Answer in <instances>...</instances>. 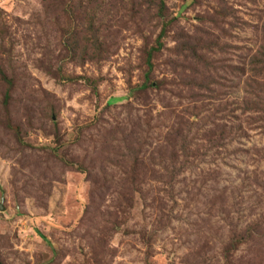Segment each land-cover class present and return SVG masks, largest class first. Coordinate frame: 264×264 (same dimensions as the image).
Here are the masks:
<instances>
[{
	"label": "rangeland",
	"instance_id": "374dc122",
	"mask_svg": "<svg viewBox=\"0 0 264 264\" xmlns=\"http://www.w3.org/2000/svg\"><path fill=\"white\" fill-rule=\"evenodd\" d=\"M163 1L165 19L151 0H0V264H264V223L222 255L264 219V129L219 154L206 139L244 94L264 0ZM199 76L217 93L192 103Z\"/></svg>",
	"mask_w": 264,
	"mask_h": 264
},
{
	"label": "trees",
	"instance_id": "16d2710c",
	"mask_svg": "<svg viewBox=\"0 0 264 264\" xmlns=\"http://www.w3.org/2000/svg\"><path fill=\"white\" fill-rule=\"evenodd\" d=\"M79 1L84 2L85 0ZM151 1V4L154 6L155 10L158 11L159 17L161 19H165V2L163 0ZM171 24L172 22L170 20L163 21V27L157 39L156 46L148 53L145 81L139 89L141 91H146L149 88L156 87L151 80V76L154 71L153 58L155 53H158L163 49V40L166 38L167 29ZM260 32L264 35V23L260 29ZM190 45L191 44H189L190 50L195 53L196 57H198V53ZM235 70L240 71L239 75L245 77L243 84L244 94L239 99V101H235L233 103L237 109L228 112L226 116L223 114L227 111L226 108L216 109L214 119L218 120V122H211V124L214 125V128L206 136V139L217 151V154H219L223 148L225 149L227 145L234 143L240 144L242 139H247V132L249 130H256L259 128L264 129V43L258 48L255 54L250 57L248 63L243 68H235ZM0 75L9 86L13 85L12 80L7 77L1 68ZM245 75H248V77L246 78ZM199 77L201 78L200 83L198 80L193 82L190 80L186 86L183 85L188 91L192 92V103H198L202 101V94L200 93L202 91L210 93L211 96L217 93V91L212 89L210 86L212 83L209 81H213V78L205 76ZM9 99L10 91H7L5 94V105L8 104ZM236 111H239V113L236 114ZM185 113H187L188 116L193 117L198 115V117H200L199 114H191L190 112ZM191 123L193 122H191L189 119L184 121V117H178V120L175 122L174 126H172L166 138V147H164V150L167 149L168 152H170V156L173 158V160L177 159L180 154L184 157H187V154L189 153L190 143L188 142V136L189 132H191ZM207 123L208 122H205L204 124ZM9 128L17 132V137L20 136L18 129L11 125H9ZM241 151L245 154H250L248 150H240V153ZM263 220V218L258 219L256 223H253L254 227L252 229L248 228L246 232L242 231L241 233H238L235 231V229L232 231L228 242L222 247V255L225 260L229 262L234 256L235 252L239 250L241 246H244L249 241L257 238V235L254 234V230H256V228L257 231L258 228L261 229V226L264 223Z\"/></svg>",
	"mask_w": 264,
	"mask_h": 264
}]
</instances>
